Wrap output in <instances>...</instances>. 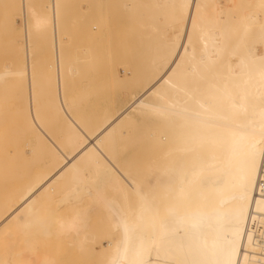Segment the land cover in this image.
Masks as SVG:
<instances>
[{
  "label": "bare ground",
  "instance_id": "obj_1",
  "mask_svg": "<svg viewBox=\"0 0 264 264\" xmlns=\"http://www.w3.org/2000/svg\"><path fill=\"white\" fill-rule=\"evenodd\" d=\"M72 1L0 0V35L21 20L0 37L4 264L59 242L85 264H264V0H118L132 27L119 53L105 39L102 88L122 90L97 108Z\"/></svg>",
  "mask_w": 264,
  "mask_h": 264
},
{
  "label": "rangeland",
  "instance_id": "obj_2",
  "mask_svg": "<svg viewBox=\"0 0 264 264\" xmlns=\"http://www.w3.org/2000/svg\"><path fill=\"white\" fill-rule=\"evenodd\" d=\"M70 3L74 6L78 5L82 8L85 6L90 7L89 9L86 10L87 12L85 13V15L80 18L70 17L69 15H71V10H67L66 16L69 17L66 18V21L64 22V26L68 30L65 34V37L67 38L66 44L69 54L73 56L75 53H78L79 55L82 56V53L84 51H87L94 55L95 71L93 72L88 71L86 73L85 82L88 87L87 89L90 92L92 91L91 87L94 86L95 94L94 96L88 98L87 100L93 102L92 104L93 107L97 108L100 107V103L107 96V94H110L111 92L116 93L117 91L119 92L117 94H120L121 93L120 89L122 90V88H118L119 90H117L116 88L117 86L115 85H112L111 88L109 87V89L106 88L103 90L102 83H103V78L105 76L103 72L105 70L104 69L105 63H104V58L102 56V52L103 49L105 48V39L114 38L115 42L109 48L112 51L119 53L121 47V39L125 37V33L127 32L128 27L129 29H131L130 26L132 27V23H130L131 21H129L128 18L129 6L118 0H100L98 2L80 0L78 2L72 1ZM29 21L31 26L35 28H38L41 24L40 21L37 19L31 18ZM20 25H21V20L20 19L15 20L13 22V26L16 29L15 32L12 34L1 33L0 37L3 39L2 41L10 42L12 39L18 37ZM42 37L43 35L40 34L39 32L33 35V40L35 45V48L33 49L34 52L33 60L35 61L44 60L45 55L47 54L46 44ZM12 59H13L12 56H8L0 52V63ZM128 59L131 62H133L132 58H128ZM123 60H124L123 57L117 55L113 60L112 64L109 65L110 69L117 70L120 77H124V72L122 71V66L120 64V62H122ZM0 70H2L1 65H0ZM93 76L95 77V80L91 81V78ZM77 83L78 82H76V85H78ZM76 85L72 87V90L76 89L77 87ZM113 86H115L117 91L116 90L114 91L115 88H113ZM4 100H5L4 98H0L1 102H4ZM2 118H4V115H2ZM4 124H5L4 120H2L0 123V133L2 135L4 131ZM0 155H1V149H0ZM4 230L0 232V239L3 237ZM48 243H50V241H48ZM52 245L50 243V246H48V248L49 247L50 248L44 250L43 254L41 253L42 257L33 261L31 264H85L83 263L85 262L84 260H75L72 257H70L69 255H71V252L74 253L75 251L72 250L70 252L69 248L62 242H59L56 248H54ZM4 250H5V246L3 242L0 240V264H4V255H5ZM45 253H48L46 254L47 256H45ZM57 253L61 255L60 261L58 262L54 260L56 258L54 257V255H56Z\"/></svg>",
  "mask_w": 264,
  "mask_h": 264
},
{
  "label": "built area",
  "instance_id": "obj_3",
  "mask_svg": "<svg viewBox=\"0 0 264 264\" xmlns=\"http://www.w3.org/2000/svg\"><path fill=\"white\" fill-rule=\"evenodd\" d=\"M258 186L261 189V191H264V158H262L259 169Z\"/></svg>",
  "mask_w": 264,
  "mask_h": 264
},
{
  "label": "snow or ice",
  "instance_id": "obj_4",
  "mask_svg": "<svg viewBox=\"0 0 264 264\" xmlns=\"http://www.w3.org/2000/svg\"><path fill=\"white\" fill-rule=\"evenodd\" d=\"M262 156H264V153H262ZM139 264H144V262L140 261ZM148 264H152V261H149ZM156 264H160V261H156ZM232 264H235V262H232Z\"/></svg>",
  "mask_w": 264,
  "mask_h": 264
}]
</instances>
